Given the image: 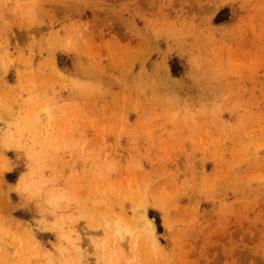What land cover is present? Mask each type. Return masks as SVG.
I'll return each mask as SVG.
<instances>
[{
	"label": "rangeland",
	"instance_id": "obj_1",
	"mask_svg": "<svg viewBox=\"0 0 264 264\" xmlns=\"http://www.w3.org/2000/svg\"><path fill=\"white\" fill-rule=\"evenodd\" d=\"M0 264H264V0H0Z\"/></svg>",
	"mask_w": 264,
	"mask_h": 264
},
{
	"label": "bare ground",
	"instance_id": "obj_2",
	"mask_svg": "<svg viewBox=\"0 0 264 264\" xmlns=\"http://www.w3.org/2000/svg\"><path fill=\"white\" fill-rule=\"evenodd\" d=\"M115 224H114V226L116 227V230H114L115 231V233H118L117 235L119 236V237H121V235H119V234H121V227H119V223H117V222H114ZM123 227V226H122ZM126 230V234H124V236H123V238H126L130 233H131V231L130 232H128L127 231V229H125ZM132 234V233H131ZM127 235V236H126ZM117 237V236H116ZM129 237H131V236H129ZM113 238H114V234H113ZM129 240V239H128Z\"/></svg>",
	"mask_w": 264,
	"mask_h": 264
}]
</instances>
